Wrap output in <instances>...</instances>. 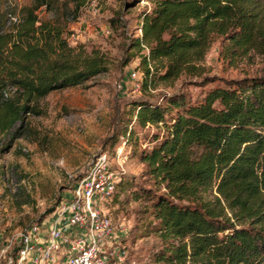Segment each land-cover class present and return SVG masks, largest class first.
I'll return each mask as SVG.
<instances>
[{"label":"trees","instance_id":"trees-1","mask_svg":"<svg viewBox=\"0 0 264 264\" xmlns=\"http://www.w3.org/2000/svg\"><path fill=\"white\" fill-rule=\"evenodd\" d=\"M59 1L33 0L8 14V28L0 25V136H11L9 144L39 100L109 70L99 49L71 45L66 23L40 17ZM66 1L77 18L88 0ZM149 1L151 9L138 15L142 33L130 45L134 56L147 49L139 55L143 88L154 81L152 62L165 70L159 79H174L204 57L211 32L237 33L246 44L257 30L233 7L242 0ZM133 105L140 125L163 127L156 144L140 153L166 189L150 196L162 240L155 264H264V76L227 80L197 100L178 91ZM133 188L125 176L117 187ZM213 188L217 195L209 200Z\"/></svg>","mask_w":264,"mask_h":264},{"label":"rangeland","instance_id":"rangeland-1","mask_svg":"<svg viewBox=\"0 0 264 264\" xmlns=\"http://www.w3.org/2000/svg\"><path fill=\"white\" fill-rule=\"evenodd\" d=\"M32 1L1 0L0 25L8 28V14L19 13ZM96 1L95 12L88 0L77 18L71 14L74 4H68L69 11L66 0L40 12L43 19L66 23L65 35L71 45L105 54L109 70L39 100L37 110L27 115L20 136L12 144L11 136H0V230L11 231L44 220L59 197L73 199L75 182L99 155L106 153L112 167L120 169L118 151L123 149V176L133 182V192L117 189L106 208L114 223L124 227L118 231L129 251L126 264H155L154 254L162 248V240L150 196L166 189L148 173L140 153L156 144L163 127L140 125L133 104L140 99L161 100L178 91L197 100L227 80L264 76V2L242 0L240 6L233 5L257 23L249 43L238 41L237 33L213 31L204 57L193 62L194 68H187L177 78L161 80L158 76L165 70L152 62L154 81L143 88L146 79L139 55L147 54V49L134 56L130 45L133 37L140 35L138 15L150 10L151 2L141 0L130 5L128 1L133 0ZM133 71L136 79L132 78ZM136 83L141 85L140 91L135 90ZM216 195L213 188L206 198L212 200Z\"/></svg>","mask_w":264,"mask_h":264},{"label":"built area","instance_id":"built-area-1","mask_svg":"<svg viewBox=\"0 0 264 264\" xmlns=\"http://www.w3.org/2000/svg\"><path fill=\"white\" fill-rule=\"evenodd\" d=\"M96 6L91 0L94 12ZM131 75L136 79L135 71ZM135 90H141L139 83ZM124 156L119 149L121 167L115 169L106 153L99 155L75 182L73 199L63 197L44 220L0 230V264H126L129 251L118 231L124 227L114 223L106 208L123 178Z\"/></svg>","mask_w":264,"mask_h":264}]
</instances>
